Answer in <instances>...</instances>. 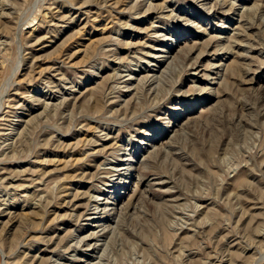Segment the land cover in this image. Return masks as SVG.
<instances>
[{"label":"rangeland","instance_id":"1","mask_svg":"<svg viewBox=\"0 0 264 264\" xmlns=\"http://www.w3.org/2000/svg\"><path fill=\"white\" fill-rule=\"evenodd\" d=\"M0 264H264V0H0Z\"/></svg>","mask_w":264,"mask_h":264},{"label":"bare ground","instance_id":"2","mask_svg":"<svg viewBox=\"0 0 264 264\" xmlns=\"http://www.w3.org/2000/svg\"><path fill=\"white\" fill-rule=\"evenodd\" d=\"M109 202V201H108Z\"/></svg>","mask_w":264,"mask_h":264}]
</instances>
